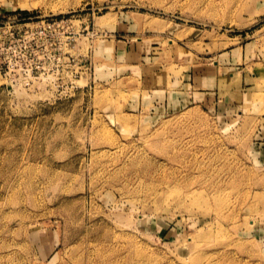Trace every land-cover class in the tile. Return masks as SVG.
I'll return each mask as SVG.
<instances>
[{
    "label": "rangeland",
    "instance_id": "rangeland-1",
    "mask_svg": "<svg viewBox=\"0 0 264 264\" xmlns=\"http://www.w3.org/2000/svg\"><path fill=\"white\" fill-rule=\"evenodd\" d=\"M0 264H264V0H0Z\"/></svg>",
    "mask_w": 264,
    "mask_h": 264
},
{
    "label": "crops",
    "instance_id": "crops-1",
    "mask_svg": "<svg viewBox=\"0 0 264 264\" xmlns=\"http://www.w3.org/2000/svg\"><path fill=\"white\" fill-rule=\"evenodd\" d=\"M211 89V88H210ZM196 91H197V93H202L203 95H206V97H209V94L211 95V92H209L210 90H209V88H201V89H196ZM194 96V95H193ZM197 104H199V103H197Z\"/></svg>",
    "mask_w": 264,
    "mask_h": 264
},
{
    "label": "bare ground",
    "instance_id": "bare-ground-1",
    "mask_svg": "<svg viewBox=\"0 0 264 264\" xmlns=\"http://www.w3.org/2000/svg\"><path fill=\"white\" fill-rule=\"evenodd\" d=\"M26 4H28V3H26ZM24 6H26V5H24ZM21 7H23V6H20V9H21ZM27 8V7H26Z\"/></svg>",
    "mask_w": 264,
    "mask_h": 264
}]
</instances>
